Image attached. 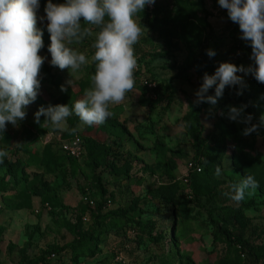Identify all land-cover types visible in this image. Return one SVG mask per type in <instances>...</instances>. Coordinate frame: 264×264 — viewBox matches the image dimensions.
<instances>
[{
    "label": "rangeland",
    "instance_id": "obj_1",
    "mask_svg": "<svg viewBox=\"0 0 264 264\" xmlns=\"http://www.w3.org/2000/svg\"><path fill=\"white\" fill-rule=\"evenodd\" d=\"M183 3L212 30L205 52L208 60L217 66L225 61L238 66L253 63L250 44L240 38L238 24L229 19L218 0ZM46 4L47 0H40L37 10L44 42L40 55L45 57L37 98L26 107V117L18 126L8 123L0 133V149L9 153L0 163V264H29L41 255H48L42 264H264V179H256L259 187L239 203L225 195L232 184L252 175L248 166L253 154L264 160V84L249 74L243 85L231 86L233 92L226 87L215 105L205 102L213 113L212 117L200 115L198 145L189 134L186 118L205 104L193 103L200 84L196 70L200 49L181 39L180 25L172 18L175 0H156L136 17L143 34L134 46L135 87L123 103L111 106L113 116L89 127L73 113L67 118V130H53L44 116L35 123L34 113L50 104H66L71 109L90 87L95 64L88 38L76 46L89 61L78 72L70 75L71 70L51 65ZM232 48H236L234 54ZM209 49L215 51L214 57L207 55ZM146 79L153 80L158 94L162 90L171 94L169 101H161L156 108L145 105L150 99L141 90ZM209 94L214 95V87ZM241 105L259 126L247 136L242 134L247 125L227 116L229 106ZM74 134L85 139L87 149L70 161L59 146ZM219 144L224 151L211 159L213 193L207 200L200 198L202 207H196L182 185L189 175L187 164L204 157L210 148L218 150ZM238 146L246 155L237 157L234 148ZM200 167L206 174L205 166ZM172 183L182 185L175 194L165 189ZM223 209L238 213L242 225L222 223ZM114 210L126 214L109 216ZM196 212L202 217H194ZM150 233L159 236V242L151 241ZM79 237L87 240L85 254L74 255L70 248L51 253ZM238 243L246 252L252 249L254 259L239 257L233 251Z\"/></svg>",
    "mask_w": 264,
    "mask_h": 264
},
{
    "label": "clouds",
    "instance_id": "obj_2",
    "mask_svg": "<svg viewBox=\"0 0 264 264\" xmlns=\"http://www.w3.org/2000/svg\"><path fill=\"white\" fill-rule=\"evenodd\" d=\"M156 0H65L53 3L47 0L45 13L47 30L50 33L48 51L51 65L71 70L70 75L86 65L88 57L76 47L91 38L94 53L92 62L95 72L91 75L90 87L70 109L66 104L39 107L34 113V122L39 124L45 117L53 130H67V118L73 113L82 125H101L113 116L112 105L123 103L126 95L135 87V71L138 67L135 45L143 29L137 15ZM227 10L229 19L238 24L240 38L251 46L248 66L221 62L215 72H207L195 91L194 104L215 105L228 86L243 85L244 76L252 75L264 84V0H218ZM40 0H0V133L8 123L14 127L26 117V107L37 98L41 86L40 71L45 57L40 55L44 47L43 33L37 27V10ZM209 57L215 51L207 50ZM243 73L244 75H238ZM70 84V81H68ZM214 87V95L209 89ZM62 91H66L64 86ZM241 94V93H237ZM245 105L229 106L230 120L247 125L243 135L258 131L252 115L245 114ZM222 115L224 113H221ZM264 123V117L261 118ZM76 129H73L75 131ZM9 155L0 149V163ZM221 169L217 167L216 175ZM259 187L252 175L230 186L225 193L239 203L251 196Z\"/></svg>",
    "mask_w": 264,
    "mask_h": 264
},
{
    "label": "trees",
    "instance_id": "obj_3",
    "mask_svg": "<svg viewBox=\"0 0 264 264\" xmlns=\"http://www.w3.org/2000/svg\"><path fill=\"white\" fill-rule=\"evenodd\" d=\"M175 3L177 6H176V9L174 12V16L172 18H173L174 22H176L180 25L179 34H180L181 39L189 47H192L195 49H200V52L198 54L199 65L196 68V70H197L198 77L200 79V84H201L202 83V77H203L204 73L207 72L209 75H211L215 72V69L218 67L217 65H214L210 60H208V58L205 55V52L207 49V43L210 39H212V36H213L212 30L210 29L208 24L205 23V21H201L191 10H187L184 7L183 0H175ZM235 51H236V48H232L233 54L235 53ZM189 67H191V66L188 65L186 67H183V69H181L180 72L175 74V77L176 78L181 77L183 70L187 69ZM152 81L153 80H151V79H146L145 82L143 83L142 87H141V90L144 94L150 96V99L147 100V102H145V105L150 106L151 108H156L158 106V103H160L161 101H167V100L169 101V97L171 94H163L165 90H162L161 93L158 94L156 85L154 88L148 87V85H147L148 83H150ZM200 84H199V86H200ZM199 86H198V88H199ZM228 87H229L230 92L234 91L233 87H231V86H228ZM153 97H155V98L153 99ZM212 113L213 112L207 110V104L205 103V104L199 106L197 110L191 112L189 114V116L186 118V120L188 122V127H189V134L192 138L195 139V141L198 143V145L200 144L198 141V134H199L200 127H201L200 115L203 114L207 117H212ZM78 120H79V118H77V121ZM225 129L227 130V128H225ZM227 132L229 134H231L230 131L227 130ZM222 134H224V133H222ZM76 135H78V134H74L71 138H69L67 140L72 139ZM78 136H80L82 139V145H83V149L85 152L87 149L86 141L81 135H78ZM67 140H64V141H67ZM220 140L222 141V142H220V144H223V147H225V141L222 138ZM220 144L215 146V148L218 150L214 151V150H212V148H210V150L207 152V154L204 157L200 156V158L193 160V162L195 164H197L199 166H202V165L205 166L206 174L204 173V171L202 169H201V172L189 171V175L185 178L186 184H182L186 189H188V191H189L188 198L191 200V202L193 204H195L196 207H202V205L200 203V198H205L207 200L209 197H211V194L213 193V191H212L213 188L210 185L214 179L213 171H214L215 166L213 165L211 159L214 156H219L220 153L224 151V149L222 150V147L220 146ZM59 149H60V152L62 153V155L65 156L68 160H70V161L75 160V158L68 156L67 154H65L62 151L61 144L59 146ZM234 151H235L237 157L246 155V153L243 151V149L240 146H238L237 148H234ZM232 154L233 153H231L229 156H231ZM248 154H250V153H248ZM255 155L256 154L252 155V157H254V160L252 161V163L248 167L251 168V169L250 168L249 169L251 170L252 176L255 179H258V178L264 179V160H263V162H261L262 160H259V157L255 156ZM257 157H258V159H257ZM236 160H239V159H236ZM243 165L244 164H241L239 162V166L246 167L245 165L244 166ZM236 175L241 176V173L238 172ZM0 185H2V183H0ZM182 185H179L177 183H172V184L165 186V189L167 191H171L173 194H175V193H177V191H179L181 189ZM1 189H3V188H1ZM125 214H126L125 210H114V211L110 212L109 216L119 218ZM220 215L222 217L220 219V221L224 224L229 223V222L230 223L238 222V223H240V225H242V217L238 213L230 211L229 209H223L222 213ZM194 217H202V215L200 212H196L194 214ZM229 218H232V219H229ZM149 235H150L149 239L151 241H153L155 243L159 242V238H158L159 236L158 237H152L151 233ZM86 244H87V240L85 238L79 237L76 240L74 239L72 242L65 244L64 246L53 250V252H51V253L58 254L59 252L65 250L66 248H70L71 253H73L74 255H83V253H84L83 251H84V249H86V247H85ZM233 251L240 254L239 257H242V256L245 257L246 256V257H250L251 259H254L255 252L252 249H249L246 252L240 243L234 244ZM47 256L48 255H41L39 257H34L29 261V264L45 263ZM224 262L226 263L227 261L224 260ZM21 264H24V263H21Z\"/></svg>",
    "mask_w": 264,
    "mask_h": 264
},
{
    "label": "built area",
    "instance_id": "obj_4",
    "mask_svg": "<svg viewBox=\"0 0 264 264\" xmlns=\"http://www.w3.org/2000/svg\"><path fill=\"white\" fill-rule=\"evenodd\" d=\"M148 87H155V83L154 82H150L147 84ZM61 149L62 151L67 154L68 156L78 159L80 158V156H82V154L84 153V149H83V145H82V139L80 136L76 135L75 137H73L70 140L64 141L61 143ZM187 169L188 171H196V172H201V167L197 164H195L193 161L189 162L187 164ZM187 177V176H186ZM85 201L88 202L89 205H93V201L85 198ZM46 209H50L47 208Z\"/></svg>",
    "mask_w": 264,
    "mask_h": 264
}]
</instances>
